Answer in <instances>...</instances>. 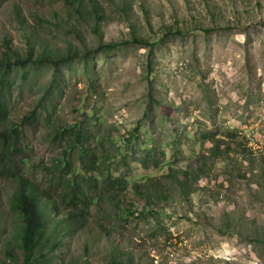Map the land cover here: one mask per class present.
Returning a JSON list of instances; mask_svg holds the SVG:
<instances>
[{
    "label": "rangeland",
    "instance_id": "obj_1",
    "mask_svg": "<svg viewBox=\"0 0 264 264\" xmlns=\"http://www.w3.org/2000/svg\"><path fill=\"white\" fill-rule=\"evenodd\" d=\"M97 1L105 20L96 34L62 0H0V56L9 41L24 57L31 47V60L47 58L12 73L0 129L31 116L17 158L47 183L44 171L64 150L56 133L81 125L96 157L113 164L108 173L127 184L108 195L100 185L89 191L87 225L63 245L74 254L57 251L66 260L50 264H109L113 256L264 264V0ZM68 49L78 53L72 60ZM213 137L229 153H212ZM151 143L158 165L146 167L142 148ZM69 158L77 166V154ZM196 161L203 172L184 197L182 173L168 174L193 175ZM15 185L0 175L5 211ZM6 240L0 235V264H8Z\"/></svg>",
    "mask_w": 264,
    "mask_h": 264
},
{
    "label": "trees",
    "instance_id": "obj_2",
    "mask_svg": "<svg viewBox=\"0 0 264 264\" xmlns=\"http://www.w3.org/2000/svg\"><path fill=\"white\" fill-rule=\"evenodd\" d=\"M63 1L74 7L80 17H88L93 21V31L96 34L99 33V27L105 20V15L100 9V4L97 0H90L88 7L85 5L84 0ZM133 41L149 44V42L143 39L134 38ZM32 55L33 48L31 47L28 48V54L24 57L12 48L9 41L5 42V51L0 56V122L6 119L7 116L5 98L13 90L14 80L12 79V73L15 71V68L28 70L31 66L47 60L43 54L31 60ZM77 55V52L68 49L67 60H72ZM56 72H58L57 68ZM30 117L26 116L20 123L11 122L10 125H6L0 129V175L5 178L15 179L16 181L15 188L7 204L9 210L5 212L2 208L3 205H0V225H3L6 221L10 222L11 217L15 219L14 234L11 236H7L6 234L1 235L0 231L1 236L10 239L6 240V245L4 246V254L8 264H50L54 260H66L62 255L57 256L55 254L57 251L63 254H74L75 250L71 251L63 247L64 240L54 235H48L47 237L43 235V225L46 222L47 209L41 203V199L47 203L58 205L63 209L66 208L69 216L75 219L72 221L70 227H68L67 233H70L72 230L78 232L83 230L87 225V201L89 197L94 198L90 196L89 191H93L95 187L100 185L103 190L105 189V194L108 195V192L114 193L115 187L123 185L124 188L127 185L124 180H119V177L108 173L113 164L111 162H102L96 157L94 149L89 145L92 133L81 125L63 128L56 133L57 137L64 138V140L62 139L64 141V150L60 157L52 163L53 168H48L52 173H46L47 176H50L49 178L46 177L47 183L42 182L36 176L33 177L31 173L25 172L24 166L28 165V160L17 157L22 156L21 142L24 140V125L26 121L31 120ZM93 118L94 116H91L88 119L92 120ZM93 123L97 124L96 121H93ZM209 138L210 136L206 139L210 141ZM211 139L213 140V145L210 149L212 153H217L220 157L229 153L231 145H227L223 149L221 143L215 144L214 137ZM130 141L132 140L130 139ZM152 144L149 147L145 146L142 148L141 157L143 159L141 161L146 167L149 166V163H152L153 166L158 165L157 149ZM176 145L174 144V146ZM125 146L124 150L126 151L134 149L132 142L125 144ZM74 153L77 154V166L76 164L74 166L69 158L70 154ZM159 153L165 154L163 150ZM195 166L198 168L195 169L193 175H190L189 171L181 172L180 170L175 173L171 170L168 174V177L178 179L177 173H182V178L178 179L180 184L178 188L184 197H189V194L194 191L192 187L198 181L199 174L203 172L200 162L196 161ZM91 172H98L101 178H96L94 175H91ZM146 185H148V191L141 192V194L149 201L150 199L147 197H149L148 195L153 190L149 183ZM51 186L55 187L58 191L51 189ZM154 189L156 188L154 187ZM103 196V194H99L97 197L98 201H101ZM112 197L114 196H111L114 205H117ZM54 200L55 202H52ZM3 219L5 220L3 221ZM14 246L19 247L20 250L15 251ZM85 250L87 251V249ZM109 264L131 263L123 258L113 256Z\"/></svg>",
    "mask_w": 264,
    "mask_h": 264
},
{
    "label": "clouds",
    "instance_id": "obj_3",
    "mask_svg": "<svg viewBox=\"0 0 264 264\" xmlns=\"http://www.w3.org/2000/svg\"><path fill=\"white\" fill-rule=\"evenodd\" d=\"M65 4L68 5L67 3H65ZM84 63H85L86 67L89 66V64L87 63V60H84ZM50 169H52V168H50ZM24 170H25V172L27 171L25 168H24ZM27 172H29V171H27ZM47 172L52 173V171H50L49 169H48V171H44L45 174ZM34 175L35 174H32V176H34ZM47 177L49 178L50 176H47ZM120 179L123 180V178H120ZM126 186L127 185H125V187L123 188V185H122L121 187H119V189L123 190L126 188ZM135 187H139V185L135 184ZM189 196H190V194H189ZM52 202H55V200ZM41 203L47 209L46 222L43 225V235L45 237H47L48 235H54V236L60 238L61 240H64L63 245L65 246L68 242H70L79 233V231L76 232V230L75 231L72 230L70 233H67L68 227H70L72 221H74L75 219H73L71 216H69V213H68L66 208L63 209L62 207H60L58 205L47 203L46 201H44L42 199H41ZM8 210H6V211H8ZM4 220L5 219H3V221ZM8 223H12V224H8ZM14 223H15V219L11 217L10 222L6 221L3 225H0L1 235L6 234L5 233L6 225H9L10 229L13 230L12 234H14V230H15ZM75 232H76V234H75Z\"/></svg>",
    "mask_w": 264,
    "mask_h": 264
}]
</instances>
